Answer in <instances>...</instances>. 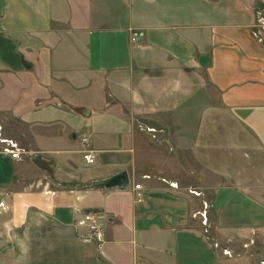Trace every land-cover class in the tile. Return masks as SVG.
Returning <instances> with one entry per match:
<instances>
[{
    "label": "crops",
    "instance_id": "obj_1",
    "mask_svg": "<svg viewBox=\"0 0 264 264\" xmlns=\"http://www.w3.org/2000/svg\"><path fill=\"white\" fill-rule=\"evenodd\" d=\"M258 6L0 0V264H264Z\"/></svg>",
    "mask_w": 264,
    "mask_h": 264
},
{
    "label": "built area",
    "instance_id": "obj_2",
    "mask_svg": "<svg viewBox=\"0 0 264 264\" xmlns=\"http://www.w3.org/2000/svg\"><path fill=\"white\" fill-rule=\"evenodd\" d=\"M264 2V0H262ZM259 20L264 23V16H260ZM139 39V34L136 30L131 31L129 40L132 43H136ZM81 142H86L85 137H81ZM11 157H17L16 151H10ZM82 159L86 164H91L94 161V154L91 150L84 149L82 153ZM134 188H139V184L135 183ZM97 215L91 212H85L77 217L74 224L78 227L84 228V231L78 235L79 241L82 243H94L97 248L103 240V231L101 226L97 223Z\"/></svg>",
    "mask_w": 264,
    "mask_h": 264
},
{
    "label": "water",
    "instance_id": "obj_3",
    "mask_svg": "<svg viewBox=\"0 0 264 264\" xmlns=\"http://www.w3.org/2000/svg\"><path fill=\"white\" fill-rule=\"evenodd\" d=\"M128 184L127 173L124 170H120L108 177L93 180L89 183L91 188H123Z\"/></svg>",
    "mask_w": 264,
    "mask_h": 264
},
{
    "label": "rangeland",
    "instance_id": "obj_4",
    "mask_svg": "<svg viewBox=\"0 0 264 264\" xmlns=\"http://www.w3.org/2000/svg\"><path fill=\"white\" fill-rule=\"evenodd\" d=\"M257 1H258V3H259L258 9H257L258 11H260L259 15H260V16H264V2H263L262 0H257ZM5 129L7 130V126H5V124H4V125H3V130H4V132H6ZM8 129L11 131V133H12V132L14 133V131H13L10 127H8ZM247 172H249V175H250V176H251L252 174L256 176L255 172H251V170H247ZM247 172H245V175H247ZM256 177H257V176H256Z\"/></svg>",
    "mask_w": 264,
    "mask_h": 264
}]
</instances>
